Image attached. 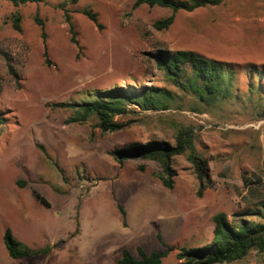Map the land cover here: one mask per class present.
<instances>
[{
	"label": "rangeland",
	"instance_id": "rangeland-1",
	"mask_svg": "<svg viewBox=\"0 0 264 264\" xmlns=\"http://www.w3.org/2000/svg\"><path fill=\"white\" fill-rule=\"evenodd\" d=\"M135 1L42 0L14 7L0 0V264H118L123 250L135 251L134 258L138 247L164 251L157 235L173 249L162 264H184L177 252L210 242L215 214L235 224L263 205L264 119L258 114L264 106V0H221L180 11L162 31L153 24L172 11L134 8ZM177 51L216 61L226 97L206 104L189 91L190 73L181 79L186 90L158 73L150 55ZM149 87L172 94L169 109L127 105L114 118L125 127L113 132H101L94 116L70 122L83 112L63 106L107 100L116 90L135 98ZM185 127L193 128L195 149L208 162L211 185L200 197L187 154L172 161L171 190L158 178L159 164H119L113 155L134 143L174 145ZM167 201L174 207L168 210ZM117 205L130 232L124 241ZM79 221L81 237L74 234ZM6 230L32 250L53 242L65 247L14 260L3 244ZM100 236L109 238L92 242ZM231 264H264V257L251 252Z\"/></svg>",
	"mask_w": 264,
	"mask_h": 264
},
{
	"label": "trees",
	"instance_id": "trees-1",
	"mask_svg": "<svg viewBox=\"0 0 264 264\" xmlns=\"http://www.w3.org/2000/svg\"><path fill=\"white\" fill-rule=\"evenodd\" d=\"M14 7L28 3H41L42 0H6ZM80 0H70L76 4ZM221 0H196L193 5L185 2H173L172 0H136L133 7L146 5L150 8L158 6L168 8L172 14L153 24L156 31L167 30L175 21L178 12H192L198 8L206 6H216ZM92 22L96 24V16L85 12ZM40 23V21H37ZM19 18L14 19V28L19 30ZM150 57L155 62L158 73H161L165 79L174 87L186 90L188 87L200 101L206 104L213 103L217 98L226 97L228 90L223 87V80L219 73V64L216 61L207 60L201 56L188 51H177L171 54L158 52L151 54ZM264 72V71H263ZM263 72L260 75L264 74ZM185 73H190L187 87L181 81ZM261 77V76H260ZM194 81V84L193 82ZM137 92L134 98L132 94L126 95L121 90H116L117 95L111 92L107 100H96L83 103H74L63 105L68 108H78L83 112L79 118L71 119L70 122L82 123L89 116L97 119V128L101 132H113L120 130L125 125L114 121L117 115L125 114V106L136 105L141 111H164L169 109L168 99L172 94L166 89L145 88ZM224 91V92H223ZM62 106V105H61ZM259 118L264 119V106ZM1 123V119H0ZM195 133L192 127H185L179 130L174 138V145L164 141H151L146 144L134 143L128 148L116 150L113 155L117 156V162L122 164L127 159H136L141 161H151L159 164L161 174L159 180L162 185L171 190L176 171L172 167V161L175 157L187 154V160L193 168V173L199 183L197 196L211 185L208 162L195 149ZM143 164L138 166L139 171H143ZM242 181L248 187L246 178ZM247 184V185H246ZM34 199L42 206L49 207V203L39 194L33 193ZM264 202V201H263ZM121 216L123 227L126 226L125 214L122 208L117 205ZM256 218L258 221L248 220ZM213 231L212 240L204 243L200 247L180 249L176 254L178 261H184V264H231L244 260L251 252H255L260 258L264 257V203L254 210H247L244 217L231 224L225 213L219 212L212 217ZM77 230L74 232L76 234ZM158 241L165 247L164 251L151 252L147 254L140 247L136 249L138 258L127 250H123L118 264H162L163 259L173 251L168 248L157 235ZM6 252L11 259L31 258L37 255H47L51 247L49 245L42 249L32 250L18 241L10 232L6 230L2 237Z\"/></svg>",
	"mask_w": 264,
	"mask_h": 264
},
{
	"label": "crops",
	"instance_id": "crops-1",
	"mask_svg": "<svg viewBox=\"0 0 264 264\" xmlns=\"http://www.w3.org/2000/svg\"><path fill=\"white\" fill-rule=\"evenodd\" d=\"M172 204V203H171ZM171 204L167 201V209L169 210L170 209V207H171ZM172 206H173V204H172ZM174 207V206H173ZM80 221H81V219H80ZM80 221H79V226H78V231H77V237H81V235L83 234V230H82V225L80 224ZM121 230V231H120ZM120 230H118L117 231V233H120L121 235L119 236V238H121L120 239V241H124L125 240V238L127 237H129V235H130V232L128 233L127 232V230H128V227H127V225L125 226V227H123V225L121 226V229ZM109 238V236L108 237H97V238H94V240L92 241V242H94L96 245H98V243H100V242H106V240ZM17 239V238H16ZM18 241L20 240V237H18V239H17ZM21 241V240H20ZM61 241V240H60ZM53 242V241H52ZM57 244V242H53V243H51L50 244V246H51V248H52V250L53 249H62V248H64L65 246H63V247H59V246H55ZM197 244V243H196ZM202 245H203V243H202ZM201 245V246H202ZM122 247H125V246H120L119 247V249L118 250H122L123 248ZM137 246H135L133 249H135ZM200 247V246H199ZM137 249V248H136ZM144 252H146L145 250H144ZM133 253H135V251H133L132 252V254ZM147 254H149V252H146ZM134 255V254H133ZM14 260H16V259H14ZM117 263H118V261H117Z\"/></svg>",
	"mask_w": 264,
	"mask_h": 264
}]
</instances>
